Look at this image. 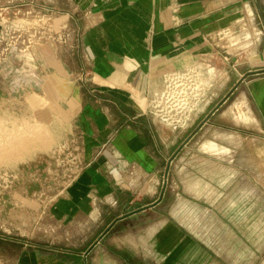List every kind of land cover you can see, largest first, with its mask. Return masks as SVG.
<instances>
[{
  "label": "crops",
  "instance_id": "obj_1",
  "mask_svg": "<svg viewBox=\"0 0 264 264\" xmlns=\"http://www.w3.org/2000/svg\"><path fill=\"white\" fill-rule=\"evenodd\" d=\"M13 10L44 14L71 37L39 42L0 65V145L27 130L18 174L55 178L43 190L45 203L24 202L47 211L48 237L0 233V264L111 257L107 242L96 249V241L153 208L177 156L191 155L213 128L216 161L234 170V162L256 160V143L264 144V0H0L2 14ZM191 66L201 73L204 95L173 129L150 113V99L165 73ZM20 103L22 126L15 118ZM48 129L55 131L50 141L41 133L32 139L33 130ZM33 143L43 147L34 157ZM10 151L0 162L17 160ZM166 237L157 243L172 241ZM237 248L241 256L245 250ZM247 252L255 254L249 244Z\"/></svg>",
  "mask_w": 264,
  "mask_h": 264
},
{
  "label": "rangeland",
  "instance_id": "obj_2",
  "mask_svg": "<svg viewBox=\"0 0 264 264\" xmlns=\"http://www.w3.org/2000/svg\"><path fill=\"white\" fill-rule=\"evenodd\" d=\"M7 15L26 25L36 23L33 16L24 17L22 12L15 10ZM49 19L59 28L52 18ZM18 106L20 109H16L15 118L17 125L22 126L23 117L27 115L19 113L24 110L23 104ZM5 117L13 118L12 113ZM32 122L34 124L36 120L33 118ZM214 131V128L209 130V137L203 136L204 142L197 144V150H192L191 155L185 158L181 152V156H177L174 174L163 180L164 189L153 208L117 222L96 241V249L107 242L113 255L103 257L102 253H96L95 264H264L263 140L256 143L255 161L234 162L236 169L232 170V163H221L212 155L215 153ZM24 132L27 130L16 131L21 140ZM201 132L197 130L195 140L203 135ZM40 133L49 140L55 137L54 130H33L32 139L41 136ZM205 142L209 145L205 146ZM40 148L43 147L33 143V157ZM18 149L16 161L0 162V233L28 239L48 237L44 233L49 224L47 211L30 210L24 202L28 204L32 197L45 203L50 195L43 190L49 189L55 178L52 175L46 177L45 173L40 176L39 172L31 177L18 174L23 166L22 160H18L22 158L19 155L23 150L22 147ZM206 153L212 159L201 161L200 154ZM3 157L7 156H0V159ZM33 190L36 192L31 194ZM167 225H170L172 241L157 243L169 236ZM49 228L54 230L53 226ZM236 233L240 235L239 243L233 241ZM247 239H250L249 243ZM238 244L240 250H245L241 256L236 252ZM247 244L254 250V255L248 256ZM168 247L172 249L169 251Z\"/></svg>",
  "mask_w": 264,
  "mask_h": 264
},
{
  "label": "built area",
  "instance_id": "obj_3",
  "mask_svg": "<svg viewBox=\"0 0 264 264\" xmlns=\"http://www.w3.org/2000/svg\"><path fill=\"white\" fill-rule=\"evenodd\" d=\"M22 14L24 17L33 16L36 23L26 25L0 11V65L13 54L30 51L39 42L59 41L66 44L71 37L68 32L55 27L44 14L37 15L31 10H24ZM204 91L201 73L195 66L167 72L163 75L162 89L150 99V113L167 126L179 128L187 122Z\"/></svg>",
  "mask_w": 264,
  "mask_h": 264
},
{
  "label": "bare ground",
  "instance_id": "obj_4",
  "mask_svg": "<svg viewBox=\"0 0 264 264\" xmlns=\"http://www.w3.org/2000/svg\"><path fill=\"white\" fill-rule=\"evenodd\" d=\"M10 138H11V140L9 142L6 141L5 144L0 145V156H8L11 152L10 150H12L13 148H15L16 152H18L19 147H22V150H23L24 143H25V136H24L23 140H21L19 138V136H17V133H14V136L11 135ZM48 141H50V140H48ZM43 145H45V144H43Z\"/></svg>",
  "mask_w": 264,
  "mask_h": 264
}]
</instances>
